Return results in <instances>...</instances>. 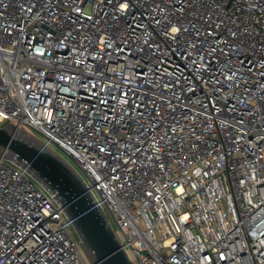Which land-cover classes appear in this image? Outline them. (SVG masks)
Instances as JSON below:
<instances>
[{"label":"built area","instance_id":"1","mask_svg":"<svg viewBox=\"0 0 264 264\" xmlns=\"http://www.w3.org/2000/svg\"><path fill=\"white\" fill-rule=\"evenodd\" d=\"M84 179L133 264H264V0H0V127ZM0 264H93L0 154Z\"/></svg>","mask_w":264,"mask_h":264},{"label":"water","instance_id":"2","mask_svg":"<svg viewBox=\"0 0 264 264\" xmlns=\"http://www.w3.org/2000/svg\"><path fill=\"white\" fill-rule=\"evenodd\" d=\"M31 173L72 221L93 264H133L107 215L97 206L83 177L39 139L11 126L0 127V154Z\"/></svg>","mask_w":264,"mask_h":264}]
</instances>
